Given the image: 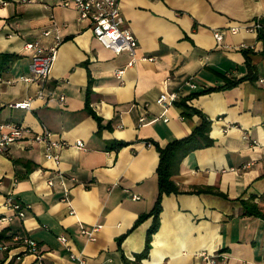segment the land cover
Listing matches in <instances>:
<instances>
[{
    "label": "crops",
    "instance_id": "1",
    "mask_svg": "<svg viewBox=\"0 0 264 264\" xmlns=\"http://www.w3.org/2000/svg\"><path fill=\"white\" fill-rule=\"evenodd\" d=\"M62 1L0 0V54L14 56L0 71V122L48 129L67 143L58 166L35 142L0 154V215L8 194L26 208L0 231L31 238L41 255L19 244L3 251V242L0 264H124L144 251L147 236L140 264H264V34L229 32L264 26V0H119L138 42L132 66ZM51 16L62 44L50 76L21 82L33 53L25 43H51L43 36ZM40 91L30 110L8 106ZM164 92L179 93L166 111L156 103ZM203 119L207 131L185 152ZM174 141H181L171 160L175 190L154 212L159 150ZM96 224L87 240L81 227Z\"/></svg>",
    "mask_w": 264,
    "mask_h": 264
},
{
    "label": "built area",
    "instance_id": "2",
    "mask_svg": "<svg viewBox=\"0 0 264 264\" xmlns=\"http://www.w3.org/2000/svg\"><path fill=\"white\" fill-rule=\"evenodd\" d=\"M22 3H30L32 0H19ZM7 1H1L2 4H6ZM62 8L71 9L76 15L77 22L90 21L92 23V33L94 37L105 47L113 51L115 54L127 53L130 57V61L127 66H132L137 60L136 51L138 48V42L131 30L125 26V17L121 11L119 0H64L61 2ZM51 26L43 32L44 37H50L51 43L48 46H42L40 41H33L25 43V49L32 50V57L29 66V74L27 76H21L19 80L21 82L31 83L36 80L46 82L50 76L58 48L62 44V38L60 36V29L51 16ZM240 29H246L247 31L254 33H263L264 26L258 21H252L245 23L237 27L229 28V32L237 33ZM215 39L220 42L223 39L221 31H214ZM144 58V57H143ZM125 68L118 69L115 72V76L121 79ZM0 76V81H1ZM6 83H13L12 80H7ZM191 88H195L192 83H187ZM36 98H42L43 93L40 91L34 97H27L20 101L10 103L8 106L15 109L30 110L32 102ZM179 98L177 92H164L156 100V103L161 105L164 111L169 108L174 101ZM63 100L64 97L59 98ZM23 142H35L42 146L43 155L45 159L53 161L56 166L60 163L59 149L67 143L60 137H56L48 129H44L40 133H35L30 127L23 124L14 122H0V154H5L9 147L16 143ZM75 146L79 149L84 148L82 140H76ZM56 176L59 178L64 188V200L69 201L68 192L69 188L65 184V177L58 171ZM72 181H75L71 177ZM52 184V179L48 181ZM132 199H139L138 196L133 195ZM4 207L6 214L0 215V224L9 223L14 217L24 218L26 208L22 203L17 200L12 194H8L5 198ZM72 213V208L70 207ZM101 225L96 224L90 228L81 227V234L87 238V240H94L96 233L100 230ZM59 241L67 246V239L64 235L58 236ZM19 244L23 246L24 253H32L37 259L41 258L39 246L37 242L29 237H20L14 235L12 241L2 244L1 249L3 251H10L13 245ZM40 264H43L40 261Z\"/></svg>",
    "mask_w": 264,
    "mask_h": 264
},
{
    "label": "trees",
    "instance_id": "3",
    "mask_svg": "<svg viewBox=\"0 0 264 264\" xmlns=\"http://www.w3.org/2000/svg\"><path fill=\"white\" fill-rule=\"evenodd\" d=\"M14 59L13 55H8V54H0V71L3 70L9 62H11ZM236 82H229L228 86L235 84ZM207 125L208 121L203 119L201 126L198 128L196 132L192 134L189 138L185 139L187 140V146L185 147V152L189 149L190 141L193 139V137L197 138L196 136L201 134L203 135V132L207 131ZM204 137V136H202ZM191 138V139H190ZM178 142L181 141H174L171 143L169 146H167L164 149H160V160H159V165L157 168V176H158V198L155 202V211L158 212L159 210V205H160V199L163 193H169L173 190H175V186L170 180L173 169H172V159H175L179 154L174 152V145L178 144ZM185 152H182L185 153ZM178 154V155H177ZM172 160V161H171ZM156 219V218H155ZM156 227V220L153 223V227L151 228V231L155 229ZM7 230H1L0 231V243L3 242H10L12 241L14 235L12 234H7ZM148 240L149 236H147L146 240V247L144 251L140 254L137 255L135 261H129L127 259H124V264H140V259L144 256L146 251L148 250Z\"/></svg>",
    "mask_w": 264,
    "mask_h": 264
}]
</instances>
